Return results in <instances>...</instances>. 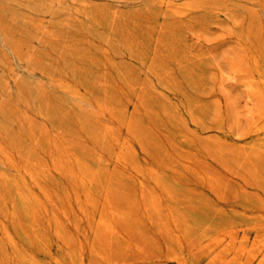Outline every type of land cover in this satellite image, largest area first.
I'll return each instance as SVG.
<instances>
[{
  "label": "rangeland",
  "instance_id": "374dc122",
  "mask_svg": "<svg viewBox=\"0 0 264 264\" xmlns=\"http://www.w3.org/2000/svg\"><path fill=\"white\" fill-rule=\"evenodd\" d=\"M263 78L264 0H0V264H55L29 243L33 211L54 257L99 264L94 215L109 197L142 211L143 190L250 246ZM224 245L151 264H210Z\"/></svg>",
  "mask_w": 264,
  "mask_h": 264
},
{
  "label": "bare ground",
  "instance_id": "6f19581e",
  "mask_svg": "<svg viewBox=\"0 0 264 264\" xmlns=\"http://www.w3.org/2000/svg\"><path fill=\"white\" fill-rule=\"evenodd\" d=\"M117 159L120 161V157H117ZM253 173L255 177L259 176L255 169ZM155 186L156 189L160 188L170 197L174 194V188L163 179H156ZM119 196L121 197V195ZM141 202L142 211L136 209L122 210L113 207L112 198H108V202H106L103 209L97 213V216L94 215V218H96L94 222L95 229L92 242L87 249V254L91 259H95L99 264H128L132 253L137 255V259L142 264H151L155 260H166L169 257L177 262H182L181 255L184 252H188L194 245L205 240L208 248L225 244L210 261V264H264V235L260 233L261 228H258L256 240L248 246L247 237L237 243V238L232 230H216L209 224L195 225L186 215L177 213L174 210H165L156 192L147 193L143 190ZM29 217V229L32 232L29 237L31 246L36 245L41 248L43 254L55 264H63L59 258L53 256L47 246L48 242L36 232L38 224L35 211ZM54 226L58 238L65 236L64 234L61 235L60 230L62 227L57 219L54 220ZM129 229L132 232H129ZM213 232L216 236H212ZM82 251H84V247H82ZM162 253H165V258L160 256ZM83 257L84 253L81 254L79 264H84ZM71 258V262L75 263L74 257ZM21 262L22 264H39L32 259L26 261L23 256Z\"/></svg>",
  "mask_w": 264,
  "mask_h": 264
}]
</instances>
